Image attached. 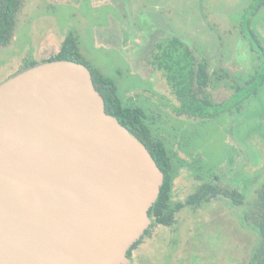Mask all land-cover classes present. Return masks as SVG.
<instances>
[{
	"label": "rangeland",
	"instance_id": "obj_1",
	"mask_svg": "<svg viewBox=\"0 0 264 264\" xmlns=\"http://www.w3.org/2000/svg\"><path fill=\"white\" fill-rule=\"evenodd\" d=\"M253 1L26 0L14 40L0 48L1 84L28 59L58 53L75 32L89 64L114 77L126 101L132 97L155 111V126L176 154L174 202L216 177L245 193L242 206L220 197L183 208L174 227L158 225L143 239L129 264L253 261L261 235L245 214L264 181V84L255 89L264 61L241 31L251 17L264 44V6L251 15ZM173 36L209 63L211 118L180 114L179 100L155 63L157 45Z\"/></svg>",
	"mask_w": 264,
	"mask_h": 264
},
{
	"label": "water",
	"instance_id": "obj_2",
	"mask_svg": "<svg viewBox=\"0 0 264 264\" xmlns=\"http://www.w3.org/2000/svg\"><path fill=\"white\" fill-rule=\"evenodd\" d=\"M93 81L55 60L0 84V264H129L152 225L165 174Z\"/></svg>",
	"mask_w": 264,
	"mask_h": 264
},
{
	"label": "trees",
	"instance_id": "obj_3",
	"mask_svg": "<svg viewBox=\"0 0 264 264\" xmlns=\"http://www.w3.org/2000/svg\"><path fill=\"white\" fill-rule=\"evenodd\" d=\"M26 0H0V48L11 45L16 35L19 14ZM264 6V0H254L251 4L255 14ZM242 34L248 39L253 50L260 52L264 61V44L261 36L252 27L251 17L243 21ZM79 37L75 32H70L60 46L58 53L41 61L28 59L22 70L41 62L55 60H73L87 65L93 75L96 89L104 96L106 110L117 116L119 122L129 131L142 140L151 151L157 165L165 174L164 184L161 187L160 196L151 206L149 214L152 225L146 233L129 250V257L143 239L153 232L158 225L174 227L177 223L178 213L185 207L198 208L206 202L220 197H227L234 205L242 206L246 195L237 187H230L215 180L202 183L198 190L184 201L174 202V182L176 154L172 151L166 136L159 131L156 125L155 111L145 104L134 102L133 98L119 93L118 81L106 74L100 67L91 66L84 56ZM160 51L155 55V63L166 75L168 84L180 101L178 112L197 118H211L208 107L214 102L208 97V88L212 82V72L206 59L198 58L193 47L178 36L157 45ZM216 74V72H214ZM227 75H229L227 73ZM225 75V76H227ZM224 76H220V78ZM259 82L255 85L258 90L264 84V71L259 76ZM256 90V91H257ZM216 116V115H215ZM245 220L259 230L260 242L254 251L251 264H264V181L257 188V199L254 206L245 214Z\"/></svg>",
	"mask_w": 264,
	"mask_h": 264
},
{
	"label": "crops",
	"instance_id": "obj_4",
	"mask_svg": "<svg viewBox=\"0 0 264 264\" xmlns=\"http://www.w3.org/2000/svg\"><path fill=\"white\" fill-rule=\"evenodd\" d=\"M209 89V88H208ZM142 92V91H141ZM142 93H145V92H142ZM178 99V98H177ZM179 100V99H178ZM179 103H180V101H179ZM180 105V104H179Z\"/></svg>",
	"mask_w": 264,
	"mask_h": 264
},
{
	"label": "flooded vegetation",
	"instance_id": "obj_5",
	"mask_svg": "<svg viewBox=\"0 0 264 264\" xmlns=\"http://www.w3.org/2000/svg\"><path fill=\"white\" fill-rule=\"evenodd\" d=\"M130 260H132V258H130Z\"/></svg>",
	"mask_w": 264,
	"mask_h": 264
}]
</instances>
